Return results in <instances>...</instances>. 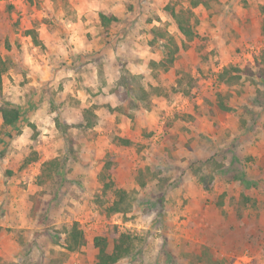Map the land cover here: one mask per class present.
I'll use <instances>...</instances> for the list:
<instances>
[{
  "label": "rangeland",
  "instance_id": "rangeland-1",
  "mask_svg": "<svg viewBox=\"0 0 264 264\" xmlns=\"http://www.w3.org/2000/svg\"><path fill=\"white\" fill-rule=\"evenodd\" d=\"M170 7L193 13L187 49ZM100 14L119 22L105 29ZM263 20L264 0H0V107L23 116L5 127L0 113V264H96L94 239L109 237L112 251V227L143 240L118 264H264ZM64 24L98 27L92 51L73 54L71 83L38 84L30 65L47 49L29 32ZM157 29L180 47L168 68ZM225 69L231 85L219 80ZM127 83L162 94L148 111ZM110 159L124 198L98 178ZM53 160L60 168L41 180ZM74 223L87 244L70 253Z\"/></svg>",
  "mask_w": 264,
  "mask_h": 264
},
{
  "label": "trees",
  "instance_id": "trees-1",
  "mask_svg": "<svg viewBox=\"0 0 264 264\" xmlns=\"http://www.w3.org/2000/svg\"><path fill=\"white\" fill-rule=\"evenodd\" d=\"M204 4H206V0H191L192 8H196ZM167 10H169V15L173 19L179 33L184 38L183 48L187 49L189 46L188 44L192 43L198 36L194 24L192 23V11H176L172 7ZM100 19L102 27L105 29H109L110 27L114 26V23L119 22V19L113 14H100ZM153 32L157 40L165 42L163 47L165 50V58L161 62V66L168 68L175 62L176 55L179 53L180 47L170 34L165 32L163 33L160 29H157ZM29 34L32 36L35 45H41L38 33L36 31H30ZM262 58L264 64V52ZM7 69V62L0 58V97H2L3 94V78L5 73L7 72ZM231 74L232 71H230L229 69H225L219 75L220 82L226 85L233 84L235 79H233V77L229 79V76H231ZM132 79L137 83L139 77L132 76ZM237 79L239 78H236V80ZM127 85L129 86L133 101L137 104H141V106L148 111L152 109V97L162 94L159 93L161 91L159 87H154L151 89V91H147L143 86L138 84L132 86L131 84L127 83ZM218 98H222V95L219 94ZM219 108H221V110L225 112H229L231 110L223 102H219ZM0 113L3 120V125L5 127L14 128L22 122L23 116L20 108L17 105L12 104L8 101H2ZM86 113H88V111H86ZM95 119L96 117H94L93 114L89 115L86 120L88 126H92L93 124H95ZM116 138H114L115 142H120L123 146H131L132 144V142L129 140L120 139L118 137ZM59 168L60 162L58 160H53L51 162L45 163L43 165V169L41 170V180L51 178L52 173H56V171H58L57 169ZM115 171V163L111 159L107 160L98 178L100 182L103 183L105 194L107 191H113L112 194L115 197L124 198L126 195V192L124 190H114L115 183L113 181V175L115 174ZM121 203L122 202L117 201L115 199L112 203L111 211L115 213L121 212ZM110 238L113 240L114 244L112 251H109V237L98 236L94 239V247L98 250L96 264H118L120 261L134 256L143 241L139 236H137V234L132 233L130 231L120 232L117 227H112L110 232ZM86 244L87 239L84 231L82 230L79 223H74L66 234L65 249H67V251L70 253H75L79 251L82 247L86 246Z\"/></svg>",
  "mask_w": 264,
  "mask_h": 264
},
{
  "label": "crops",
  "instance_id": "crops-1",
  "mask_svg": "<svg viewBox=\"0 0 264 264\" xmlns=\"http://www.w3.org/2000/svg\"><path fill=\"white\" fill-rule=\"evenodd\" d=\"M63 22V20H61ZM66 25V24H64ZM68 27L63 28H48L39 29V40L47 49L46 52H39V60H35L30 67L34 70L32 74L37 80L38 84L49 80L51 86L62 83H71V78L76 75L75 68L77 63L74 64V59H72L74 53H87L92 51V42L88 40L89 32H97L98 27L82 28L75 31L74 29ZM84 34V43L80 45L77 36L78 33ZM38 47L35 46V51ZM28 62V61H27ZM74 65H73V64ZM29 64V62H28ZM71 81V82H70ZM41 91L38 92L41 95ZM111 94V93H107Z\"/></svg>",
  "mask_w": 264,
  "mask_h": 264
}]
</instances>
